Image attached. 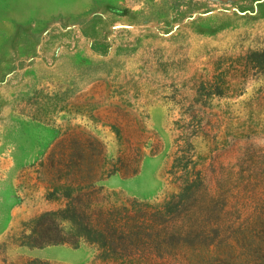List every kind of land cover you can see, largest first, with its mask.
<instances>
[{"label": "rangeland", "instance_id": "1", "mask_svg": "<svg viewBox=\"0 0 264 264\" xmlns=\"http://www.w3.org/2000/svg\"><path fill=\"white\" fill-rule=\"evenodd\" d=\"M97 206L213 230L141 264H264V0H0V264H125Z\"/></svg>", "mask_w": 264, "mask_h": 264}, {"label": "trees", "instance_id": "2", "mask_svg": "<svg viewBox=\"0 0 264 264\" xmlns=\"http://www.w3.org/2000/svg\"><path fill=\"white\" fill-rule=\"evenodd\" d=\"M200 184H203L202 180ZM200 199L209 201L207 196L194 194L190 202L191 209L196 210L200 207ZM179 213L176 214L177 217H174L175 214L168 216L158 214L157 227L149 230L143 225H137L136 218L130 217V222L110 218L103 207L97 206L92 211L91 218V223L95 221L97 224L88 229V226H85L88 222L85 220L84 227L94 235L95 242L101 243V249L107 258L111 255L110 258L115 257L125 264H141L140 259L153 252L159 253L161 258L180 255L191 238H193L192 248L207 243L206 239L210 237L213 230L188 226L187 223L193 217V213L185 215H179ZM86 215L88 216L86 219L90 217L87 213ZM83 217L82 212L81 218ZM61 244L77 246L79 243L64 240Z\"/></svg>", "mask_w": 264, "mask_h": 264}, {"label": "crops", "instance_id": "3", "mask_svg": "<svg viewBox=\"0 0 264 264\" xmlns=\"http://www.w3.org/2000/svg\"><path fill=\"white\" fill-rule=\"evenodd\" d=\"M85 248H79L75 250H69L67 248H64L62 246H55V247H47L43 249H38L34 251V256L39 258H45V259H58V260H65L68 262L76 261L78 258L84 256ZM59 252H64L68 257H60L57 255ZM86 253V252H85ZM68 258V259H67Z\"/></svg>", "mask_w": 264, "mask_h": 264}]
</instances>
